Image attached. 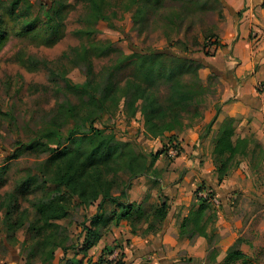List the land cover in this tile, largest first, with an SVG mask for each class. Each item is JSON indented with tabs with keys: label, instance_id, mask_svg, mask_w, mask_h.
Returning a JSON list of instances; mask_svg holds the SVG:
<instances>
[{
	"label": "rangeland",
	"instance_id": "rangeland-1",
	"mask_svg": "<svg viewBox=\"0 0 264 264\" xmlns=\"http://www.w3.org/2000/svg\"><path fill=\"white\" fill-rule=\"evenodd\" d=\"M98 3L112 24L107 20L96 21L93 18L96 9L83 0H0L3 21L0 38V264L125 263L121 244H108L100 250L95 248L97 244L84 252L85 228L96 215L99 202L83 206L77 195L46 182L43 173L50 151L36 146L29 150L20 143L42 132L63 103L70 102L78 106V111L95 115L92 125L83 126L82 119H76L81 131L77 136L85 135L92 126L114 137L111 146L116 151L111 162L104 166L103 174L111 183L113 195L124 190V180L131 175L130 160L137 154L150 157L148 165L151 155L158 152L181 154L180 135L197 125L202 127L201 135L209 133L216 107L221 104L223 83L205 62L209 25L223 9L219 0H102ZM194 38L198 46L193 45ZM153 53L163 57L157 61L155 76L148 82L144 75L147 66L142 67V60ZM188 60L204 66L194 71L188 68L192 65L188 66L185 62ZM173 70V78L168 80ZM87 80H95L101 89L108 85L114 88L117 100L109 112H100L90 105L89 96L74 93L72 86ZM130 84L149 89L148 96L157 101L155 106L162 111L160 119L157 115L148 122L151 109L148 107L144 112L143 100L133 107L131 100L126 102L123 95L129 94ZM173 86L187 94L189 100L170 109ZM73 126L71 121L66 123L62 128L64 135L67 136ZM158 130L162 133L157 134ZM248 142L244 154L225 158L226 171L218 175V167L216 169L217 190L227 176L246 163L252 176L244 188H231L230 194H219L210 192L207 186L201 188L204 196L198 194L199 199H209L204 201L208 207L205 216L195 224L196 229L206 225L209 249L202 261L191 258L189 263L225 264V249L230 244L229 249L246 253V258L234 264H264V146H257L251 139ZM64 145L90 148L88 140ZM220 176H223L221 182ZM115 187L118 189L114 190ZM51 201L67 206L68 216L50 221L58 225L56 229H40L43 223L39 207ZM224 205L231 211L233 225L230 232L222 233L225 227L218 231L215 225L218 211ZM115 209L111 202L105 203V221ZM135 219L136 216L121 221L118 228L125 227L130 232V222ZM108 221L114 223L111 217ZM112 229L117 230L111 225L106 236ZM141 235L144 234L139 231ZM58 243L67 249L57 247ZM52 249L55 253L51 258Z\"/></svg>",
	"mask_w": 264,
	"mask_h": 264
},
{
	"label": "crops",
	"instance_id": "crops-1",
	"mask_svg": "<svg viewBox=\"0 0 264 264\" xmlns=\"http://www.w3.org/2000/svg\"><path fill=\"white\" fill-rule=\"evenodd\" d=\"M219 1L223 9L209 25V33L219 48L205 62L223 83L220 112L209 133L201 135V125L187 129L179 138L183 149L180 155L172 151L162 154L150 173L131 183L128 190L131 203L148 210L166 202L169 212L159 232L139 236L125 227H116L100 240L97 250L108 244H121L124 264H193L188 259L206 258L208 230L207 236L195 235L191 241L180 233L184 220L200 207L197 191L209 186L211 191L230 194L231 188H244L252 176L245 163L216 190L213 152L224 123L232 121L237 136L264 146V0ZM218 216L215 229L225 227L222 233L230 232L233 222L229 207L224 205Z\"/></svg>",
	"mask_w": 264,
	"mask_h": 264
},
{
	"label": "trees",
	"instance_id": "trees-1",
	"mask_svg": "<svg viewBox=\"0 0 264 264\" xmlns=\"http://www.w3.org/2000/svg\"><path fill=\"white\" fill-rule=\"evenodd\" d=\"M84 2H89L96 9L93 18L96 21L107 20L103 15V12L99 6L102 0H83ZM50 21L48 15H45ZM3 21L0 17V38L2 34ZM205 40L207 41V57L214 56L215 52L219 48L218 42L214 39L213 35L206 34ZM194 46H198L199 42L196 38L193 41ZM213 49V51H211ZM85 53L88 54V50L85 49ZM163 56L160 54L153 53L152 56L145 57L142 60V67H145L144 75L148 82L155 76V67L158 60ZM129 60V59H128ZM188 63L189 69L198 70L204 65L200 63L193 62L192 60L185 61ZM174 75V70L168 75V80H172ZM133 83V82H130ZM71 84L70 82L68 83ZM72 86V85H70ZM74 93L85 94L89 96L90 105L95 106L98 110L109 112L110 107L114 102H116L117 97L114 95V88L108 85L106 88H98V84L95 80H87L82 84H76L72 86ZM98 89L99 91H95ZM129 94H124L126 102L131 100V106L139 101L143 100L145 103L144 112L146 113L148 107L151 109L148 122L155 117L161 118L162 111L156 107L158 105L155 99L148 96L149 89L142 87L140 85L130 84ZM94 92V93H93ZM129 96V97H128ZM170 102L173 107L170 109L178 108L182 106L186 101H188V95L180 92V89L176 86L171 87L170 90ZM156 105V106H155ZM221 109V104L217 105L216 112L213 116L212 122L209 124L208 131L211 130L214 122L216 121L218 114ZM146 115V114H145ZM94 113H83L78 111V106L65 102L61 105L60 109L54 114L50 121L47 123L45 129L39 134L30 135L27 139L21 140L22 146L28 148L29 150L36 147H42L44 150L50 151L49 159L47 160V166L45 172L43 173L46 182L58 186L64 189L67 193L71 195H77L81 200L83 206H91L96 202L98 203L97 213L95 216L89 219L90 225L86 227V234L84 237L82 248L86 253L91 248L95 247L100 240L106 236L110 231L111 225L118 227L121 221H129L132 217L136 216V219L131 221L132 235H139L141 231L144 235L155 233L163 225L165 219L167 218L169 207L166 202H162L158 205L151 207L149 210H145L142 205H136L130 202L128 191L130 189L133 180L142 177L152 169L154 162L161 156V152L151 155L152 161L148 165V160L150 157L143 155L142 153L137 154L132 160H130V171L131 175L126 177L124 180L125 188L119 195H113L111 193V183L104 179V166L108 165L112 160L114 149L111 143L114 139L112 135H105L104 132L97 130L90 126L85 135L77 136L80 131V126L76 122V119H82V125L86 124L92 125L94 122ZM74 123V126L69 130L68 135H64L62 128L68 122ZM162 130H158L157 134H161ZM85 140L89 141L88 149H82V147L67 148L64 144L70 142L71 144H76L77 142H83ZM249 139H243L236 135L233 129V122L226 121L220 131V134L216 140L213 155L215 157L214 163L216 169L218 167V175L226 171V157L232 158L240 153H245L248 147ZM256 142V141H255ZM55 144V148H51V145ZM257 146H263L261 143L256 142ZM178 155H180L178 153ZM226 175V174H225ZM223 180V176L219 177V182ZM116 188V189H115ZM117 190L118 187H115ZM202 189L197 191V194L201 193ZM210 192H213L210 190ZM100 200V201H99ZM200 202V207L196 211H192L184 220L181 226L180 233L186 234L189 241L192 240L195 235L207 236L206 225L200 229H196L195 224L203 219L208 207H206L204 201H209V199H202ZM106 202H111L115 205L116 209L110 215L111 219L114 220L113 224H110V217L106 219V213L104 210V205ZM13 207H11L12 209ZM42 214L41 225L39 228H53L56 229L58 225L51 223V220H58L63 217L68 216L67 206L61 205L60 202H48L42 207H39ZM11 214V211L8 212ZM192 225V226H190ZM101 226V228H100ZM194 226V228H193ZM185 230V231H184ZM57 247H61L64 251L67 249L62 246V244H56ZM54 249L49 252V256L54 257ZM246 258V255L242 251L230 248L227 251L226 257L224 259L225 264H234L237 261H241ZM81 264V263H80Z\"/></svg>",
	"mask_w": 264,
	"mask_h": 264
},
{
	"label": "built area",
	"instance_id": "built-area-1",
	"mask_svg": "<svg viewBox=\"0 0 264 264\" xmlns=\"http://www.w3.org/2000/svg\"><path fill=\"white\" fill-rule=\"evenodd\" d=\"M199 195H200V196H204V194H203V193H200Z\"/></svg>",
	"mask_w": 264,
	"mask_h": 264
}]
</instances>
